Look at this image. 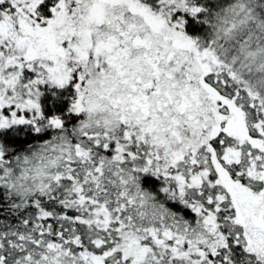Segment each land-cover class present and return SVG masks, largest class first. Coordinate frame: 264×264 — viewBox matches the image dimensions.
<instances>
[{
    "label": "snow or ice",
    "instance_id": "obj_1",
    "mask_svg": "<svg viewBox=\"0 0 264 264\" xmlns=\"http://www.w3.org/2000/svg\"><path fill=\"white\" fill-rule=\"evenodd\" d=\"M0 264H264V0H0Z\"/></svg>",
    "mask_w": 264,
    "mask_h": 264
}]
</instances>
